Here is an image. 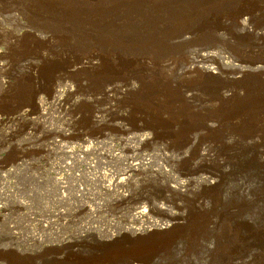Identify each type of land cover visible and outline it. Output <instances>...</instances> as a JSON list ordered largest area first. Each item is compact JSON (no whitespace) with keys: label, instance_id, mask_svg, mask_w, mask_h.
<instances>
[{"label":"rangeland","instance_id":"1","mask_svg":"<svg viewBox=\"0 0 264 264\" xmlns=\"http://www.w3.org/2000/svg\"><path fill=\"white\" fill-rule=\"evenodd\" d=\"M255 3H242L222 14L210 33L187 34L176 42L177 53L167 62L159 56L156 63L145 59L129 70L106 74L94 59L97 47L64 50L39 30L45 25L41 18L22 14L17 4L18 10L12 3L14 8H3L7 17L2 19L5 31L0 32V80L5 84L0 85V264H118L106 262L102 254L107 250H124L148 263L201 264V245L183 250L178 242L154 252L155 238H146L145 231H124L113 238L109 234L123 227L159 230L167 224L178 235H191L200 194L179 193L169 186L206 169L198 160L199 148L219 131L209 132L201 125L212 109L205 104L207 95L195 89L202 77L178 73L194 54L211 52L222 60L217 65L216 58L214 66L224 72L209 82L213 96L220 90L231 92L240 78L248 81L250 76L235 73L236 66L264 65V4ZM146 64L150 69L140 67ZM188 90L195 94L189 91L193 96H187ZM37 96L44 99L41 110ZM20 113L24 116L15 118ZM161 117L168 123L162 124ZM194 133L198 141L192 145ZM166 143L180 147V157L186 153L172 163L170 177L158 170L159 164L164 166L163 152L171 153L164 149ZM85 145L90 148L87 153ZM109 149L122 160L129 154L136 159L113 165L121 175L114 176L115 181L103 157ZM131 161L143 164L129 169L126 163ZM230 181L226 185H233ZM222 195L238 200L225 188ZM138 208H146V213L134 218ZM134 237L141 238L131 241Z\"/></svg>","mask_w":264,"mask_h":264},{"label":"bare ground","instance_id":"2","mask_svg":"<svg viewBox=\"0 0 264 264\" xmlns=\"http://www.w3.org/2000/svg\"><path fill=\"white\" fill-rule=\"evenodd\" d=\"M255 2L264 4V0H0V32L5 31V28H2V19L6 16L3 14V8L9 9L10 5L13 7L12 4L16 8L18 5L19 10L16 9L22 14L41 18L45 25L39 30L43 29L45 34H50L64 50L68 51L69 48L77 45L97 47L99 54H96L97 58L94 59L101 62L100 65L103 67H100V70L103 73H117L120 70H129L133 68V64L143 62L145 59H151L156 63L158 58L163 57L167 62L171 55L177 53L176 49H173L177 45L176 42L184 41L187 34L210 33L215 20L220 19V16L224 17L242 3ZM143 8H147L145 12H142ZM246 21L247 19L244 18L242 23ZM106 58L109 63L105 62ZM216 58L217 65L218 63L221 65L222 60L216 54L211 52L194 54L190 58V64L178 73L180 76L188 77L190 73L196 72L202 77L203 81L196 85L195 89L207 95L205 104L211 105L212 109L202 118L201 125L209 132L219 131L216 137L207 138L202 147L199 146L198 160L206 165V169L195 176H187L185 181L175 180L174 185L169 186L179 193L189 191L200 194L195 199L196 211L193 215L195 219L192 227H189L192 233L188 232L191 235H178L179 232L167 227V224L161 227L162 229L155 228L156 230L151 231H149L151 228L123 227L117 234L109 235L113 238L124 231L130 234L145 231L146 238H155V246L153 245L151 250L154 252L157 250L163 252L176 247L178 242L184 245L183 250L201 245L199 251L201 264H264V65L236 66L235 73L239 74L238 76L251 78L248 81L240 78V83L238 82L240 85L231 92H227L230 91L229 89L220 90L213 96L214 91L208 90L209 82L214 77L222 78L224 73L220 71V66H214ZM146 65L140 67L144 70L150 69ZM249 70L252 75L248 73ZM0 85L4 87V81L0 80ZM53 91L56 97L59 90L55 88ZM189 94L187 96H193L192 93ZM36 99V105L41 110L44 99L42 96H37ZM213 99L217 102H213ZM57 100L59 101L58 98ZM22 116L24 114L20 113L15 118L19 119ZM160 119L162 124L168 123L165 118ZM194 123L189 125L190 128L195 127ZM190 141L195 145L198 141L197 134H192ZM84 142L87 140L84 139ZM134 147L132 151L136 150ZM164 147L171 153H164L161 150L164 166L163 163L159 164L158 170L159 173L170 177L169 170L172 168V163L176 162V159L183 158L186 153L183 152V156L180 157V147H172L169 143ZM89 149L88 145H85L83 152L87 153ZM110 150L106 154L105 151L102 156L112 166L109 170L113 172L112 181H115V177L117 179L120 173L113 168V165L119 160L122 163L123 160L136 159L134 155L129 154L128 158L122 160L119 153ZM132 161L126 163L127 168L138 170L143 164ZM229 178L234 181L231 180L233 185H226V180L230 181ZM224 188L228 191V195L238 200L224 199L227 198L222 195ZM63 196L61 195L62 199ZM144 213L146 208H138L134 218ZM139 238L141 237H134L131 241ZM107 246L111 247L109 244ZM107 251L102 254L106 262L155 264L136 258L124 250L109 253Z\"/></svg>","mask_w":264,"mask_h":264}]
</instances>
